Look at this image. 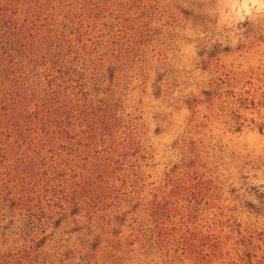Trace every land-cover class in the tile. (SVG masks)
<instances>
[{
	"label": "rangeland",
	"instance_id": "rangeland-1",
	"mask_svg": "<svg viewBox=\"0 0 264 264\" xmlns=\"http://www.w3.org/2000/svg\"><path fill=\"white\" fill-rule=\"evenodd\" d=\"M0 264H264V0H0Z\"/></svg>",
	"mask_w": 264,
	"mask_h": 264
}]
</instances>
